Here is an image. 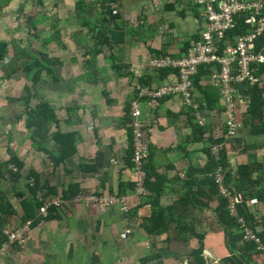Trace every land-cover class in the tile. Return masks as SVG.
Here are the masks:
<instances>
[{"label": "crops", "instance_id": "0c3cea01", "mask_svg": "<svg viewBox=\"0 0 264 264\" xmlns=\"http://www.w3.org/2000/svg\"><path fill=\"white\" fill-rule=\"evenodd\" d=\"M65 1L66 5L71 3ZM93 1L100 3V7H96L94 20H90L108 30L112 43L104 45L96 58L98 71L90 76L94 82L83 77L87 71L81 66L84 49H80L82 44L76 38L80 33L74 31L87 28L76 24L74 19L62 22L71 29L62 38L69 48L64 51L70 52L68 56L74 53L79 61L62 57L65 64L59 80L47 75L35 85L23 71L6 77L0 69V190L17 212L12 216L15 218L8 219L9 224L21 221L24 210L18 191L27 190L25 177L31 170L39 175L45 187L41 190L51 195L66 199V192L115 193L128 196V208L115 204L102 212L96 207L73 204L69 199L72 204L56 209L57 216L53 218L36 209L35 218L39 219L32 218V232L26 246L0 257V264H264V252L254 242L242 239V229L235 218L230 227L219 221L216 211L220 198L217 195L210 198L209 183L206 184L210 176V145L217 142V136L213 140L206 137L205 133H210L207 129L201 139L197 138L198 121L192 118V109L183 104L180 96L140 99L139 119L147 125L150 147L145 180L149 179L160 192L142 195L135 190L137 174L132 170L133 133L129 113L132 102L142 85L158 86L177 78L172 67L162 78L164 67H152L150 62L154 57L181 56L199 38L203 0ZM22 5L26 12L29 3ZM58 6V10L62 8V4ZM108 9L111 11L105 15ZM66 13L71 16L72 12ZM7 16L4 9L0 39L18 40L22 46L27 45L28 39L21 38L20 33L23 23H16L12 36L10 25L6 24ZM104 16L110 21L103 22ZM36 34L30 37L37 38ZM9 47L11 56L13 45L10 43ZM55 55L60 56H52ZM67 64L71 66L65 69ZM260 79L264 84L263 72ZM27 83H31L33 90L30 108L35 109L46 101L57 120L27 127L22 95ZM213 85L219 90L218 85ZM197 90L200 113L206 117L207 125L216 126L218 133L225 126L220 104L211 109ZM247 106L239 104L243 124L226 147L228 168L233 174L229 184L242 200L247 191L242 193L235 186L237 166L253 161L264 163V132L255 133L245 122ZM57 131L79 134L75 152L63 162H58L63 144L55 137ZM41 144L45 148H40ZM13 154L24 162L22 178L12 179L8 171L18 169L15 163L5 165ZM258 176L264 178V165L252 174V178ZM30 181L33 184V177ZM260 185L253 188L256 194L252 196L258 202L247 201L246 207L253 216L249 218L250 224L259 229L264 241V183ZM156 209L165 211V224L160 219L147 220ZM240 213L244 215L241 210ZM226 228L231 231L229 234ZM197 234L205 235L199 255H195L200 246Z\"/></svg>", "mask_w": 264, "mask_h": 264}, {"label": "built area", "instance_id": "2783aa9c", "mask_svg": "<svg viewBox=\"0 0 264 264\" xmlns=\"http://www.w3.org/2000/svg\"><path fill=\"white\" fill-rule=\"evenodd\" d=\"M203 27L200 37L192 42L186 53L173 57L166 55L154 57L150 64L152 67H172L177 72V78L163 83L158 89L142 87L139 95H150L153 98L173 94L180 96L187 107H192L195 118L199 124H206L207 119L200 113L199 104L196 101L198 93L194 82V76L201 65H210L212 71L207 78L219 86L220 108L223 109L225 129L221 135L225 140L235 137L242 126L239 117V104H248L249 96L240 95L241 88L254 85L260 79V73H264V43L259 51H256V42L264 34V0H203ZM247 27L242 33L230 34L228 30L238 24ZM139 102H132V133L133 155L132 170L137 174L135 190L137 194L147 195L149 190L145 186V165L150 153L147 139V125L138 119ZM221 128L215 137L219 136ZM211 133H205L210 136ZM223 143L210 145L211 153L215 160L221 159ZM13 166V165H11ZM227 169L219 164L213 174L218 184V193L227 200L230 216L235 218L242 229L243 240L254 242L256 247L264 252V241L259 235V229L255 230L250 220L240 213V194L232 190L226 184ZM36 199L41 202L40 213L49 214L50 208H66L69 204H83L87 208L96 207L100 211H107L115 204H121L128 208V196L115 193L96 194L81 192L75 195L71 202L59 195H50L46 191L38 190ZM249 202H258L256 197ZM33 220L27 219L15 227L5 228V239L0 243V256H7L11 249L24 248L30 239ZM125 234H123L124 236Z\"/></svg>", "mask_w": 264, "mask_h": 264}, {"label": "trees", "instance_id": "16d2710c", "mask_svg": "<svg viewBox=\"0 0 264 264\" xmlns=\"http://www.w3.org/2000/svg\"><path fill=\"white\" fill-rule=\"evenodd\" d=\"M75 5L77 6V11L75 12V16L73 17L74 22L78 24L81 27H86L88 30V33L84 34H77V40L80 44L83 45V55L81 56L82 58V65L85 66L87 71H86V76L83 75L87 80H90V82H94V79H91V75L96 72L97 73V56L102 52L103 46L104 45H112L110 41V35L108 34V30L105 28L101 27L98 22L91 21L89 16L85 15L86 13V6H87V0H74ZM11 2V0H0V19L4 14V9L5 7L8 6V4ZM111 10L108 9V11H105V15L109 14ZM118 14V13H117ZM116 14V15H117ZM46 18V15H42L38 19H32L30 17V21L32 20V25L34 28H38V24L43 22L44 19ZM103 22H109L110 19L107 17H103L101 19ZM52 27H55L54 24ZM247 30V27H244L242 24H238L234 28H231L230 30L227 31V33L230 34H235V33H242ZM200 37V36H199ZM64 38H62V32L59 29L54 30L53 36H47L44 38L43 41V47H46V50L39 49V50H33L30 49L27 45L22 46L20 41L18 40H13V41H7L4 39H0V69L5 73L6 77H12L13 74L19 71H23L26 74V77L29 82H32V84H37L44 76H50L52 77V80H59L60 77V70L62 69V66L65 64V57L64 56H59L55 55L52 56L51 53H49L51 50L54 49H61L65 50L68 48V45L63 41ZM89 40H91L89 42ZM13 45V53L11 56H9L10 52V47L9 44ZM91 43V45H90ZM264 43V34L260 36L259 40L256 42V51H259ZM58 49V50H59ZM69 49V48H68ZM163 52V51H161ZM164 53V52H163ZM164 55V54H163ZM9 56V57H8ZM75 55H71L70 58L72 57L73 59L76 60V62L79 61V57L75 58ZM64 57V58H62ZM68 56V59L71 60ZM64 59V60H63ZM97 70V71H96ZM173 69L170 67H164L161 69V76L162 78L165 77L170 71ZM212 71V68L210 65H201L199 68L198 73L194 76V82L197 87L201 91V93L204 96V99L206 103L209 105L211 109L218 107L219 102H220V96H219V90L217 86H214L211 82L203 84V80H207V78L210 76V73ZM163 84V83H162ZM161 84V85H162ZM161 85L158 86H152V85H142L138 89V96L135 98L138 102H140L141 98H148V99H159L161 97L173 95V94H164V95H159L155 98H153L150 95H139L140 90L142 87H149V88H154L158 89ZM36 87V86H35ZM25 88V94H23V100L26 103V112H27V127L30 128L32 125H44L47 123H50L52 120H57L56 115L54 113V110L50 107L49 103L46 101L41 102L35 109L30 108L31 106L29 105L30 98L32 93V87L31 83H27ZM36 94V90L35 93ZM248 95L249 96V103L247 106V110L245 113V122L249 124L252 127V130L255 133H262L264 132V84L259 82L254 85L247 86L245 88L244 86L241 88V93L240 95ZM139 104V110H140V103ZM184 104V103H183ZM185 105V104H184ZM186 106V105H185ZM190 108V107H189ZM192 112V118H195V113L196 111L193 110L191 107ZM130 110V109H129ZM190 111V110H189ZM223 113V109L220 110ZM131 112V113H130ZM131 114V120H132V105H131V111H129ZM224 115V113H223ZM139 119V115H138ZM218 120V119H217ZM198 123V122H197ZM196 126V131L195 134L197 135V138H202L203 133L209 129L210 131V139L213 140L215 138V128L216 126L214 124L212 125H200L195 124ZM218 129V126H217ZM240 130V129H239ZM238 130V132H239ZM225 129H221L219 136H217V142L216 143H223V148L221 151V159L215 160L214 157H212L211 153V148L209 150L210 153V166H209V172L210 176L206 181V184L209 186V194L210 198L213 196H218L220 198V205L216 211V213L219 216V221H222L224 225L227 226H232L235 221V219L230 216L228 212V207H227V200L223 198L221 195L218 193V184L217 181L214 177V174H212L215 170V168L221 164L227 169L226 173V184L230 188L231 185L229 182L231 181V176L233 175L231 171L228 168V157H227V145H231L233 138L227 139L228 141L225 140V136L221 135L222 132H224ZM79 134L75 131L72 132H55V137L56 139L59 140L61 145L63 144V149L61 152V156L58 158V162H63L65 158L68 156L72 155L75 152L76 149V139ZM64 137V138H62ZM216 140V139H215ZM215 142H212L213 144ZM45 148L41 144L40 148ZM229 148V147H228ZM55 161H57L55 159ZM15 163L18 169H10L8 170L10 174L12 175V179H18L22 178V173H21V168L24 166V162L20 160L19 158L15 157L13 154L10 158V161L6 162L5 165L9 166V163ZM264 165V163L253 161L250 163H244L240 164L237 166V170L234 174V177L237 179L236 187L244 193L246 190L247 192L243 194V202L239 203V208L241 212L245 215L247 219L250 217L252 218L253 216L249 212L248 208L246 207V202H249V199L252 198L256 193L253 191V188L256 185H260L261 183H264V178L261 180V176H258L257 178H252V174L255 170L261 169V167ZM146 167V165H145ZM29 174L26 175L27 179V186H26V191H18V194L21 196V205L24 210L23 215L20 218V223H23L27 219H32L38 220L39 218L36 217V209H40L41 202H39L36 199V193L38 192L39 189L45 190L43 185L40 183L39 175L35 173V171L31 170L28 172ZM212 174V175H211ZM2 176V174H0ZM34 179V182L30 181V178ZM145 186L149 192L152 194L158 195L160 192V189H158L153 183L145 180ZM236 188V189H237ZM234 190V189H233ZM262 190V189H260ZM26 193H29V195L25 196ZM48 193V191H47ZM51 195V192L49 193ZM78 192L76 193H70L67 194L65 193L64 197L69 200L72 199L75 195H77ZM30 196V197H29ZM156 213L154 212L147 220L151 221L153 219H160L162 224L164 223V215L165 211H162L160 209H156ZM57 210L52 207L49 210V214L47 218H53L56 217ZM104 212V211H102ZM15 207L13 204L10 202L8 199L7 195L0 190V216H1V221L3 223L0 224V243L5 239V228L9 225V218H15L12 217L14 214H16ZM7 225H6V224ZM5 225V226H4ZM156 225V224H155ZM159 226V225H158ZM156 227V226H154ZM150 229V228H149ZM226 233L229 234L231 231L226 228L225 229ZM199 240H200V246L199 248L195 251V255H199L202 250H203V240H204V234H197ZM11 249L10 251H12ZM2 257V256H0Z\"/></svg>", "mask_w": 264, "mask_h": 264}, {"label": "rangeland", "instance_id": "374dc122", "mask_svg": "<svg viewBox=\"0 0 264 264\" xmlns=\"http://www.w3.org/2000/svg\"><path fill=\"white\" fill-rule=\"evenodd\" d=\"M62 1L63 2H61V0H11L8 7L7 8L5 7L6 14L8 15L6 17L7 19L6 24L8 26L10 25L9 26L10 31L8 29L7 31H9L10 34L14 36L15 33L13 32L16 29V23L17 24L23 23L24 29L20 33L23 34L21 38L23 39L27 38L29 40V41L27 40V46L33 50H39V49L46 50V47L42 46L44 38H46L48 35L53 36L55 29H59L62 32L63 36H66L69 33V31H71V29L67 28L66 24L64 25L62 24V22L66 19H69V20L73 19V17L75 16V12L77 11V6L75 5V1L73 0H70L71 3H68L67 5L65 4L66 2L65 0H62ZM27 2L29 3V6H28V10L25 12V10L22 8L23 6L22 3L26 5ZM58 4L59 5L62 4L61 6L62 8L59 9L61 10V12H59L58 10L59 8ZM92 5H94L95 7ZM96 7H100V3L95 2L94 4L93 0H87L85 15L89 16L90 19L94 20V17L96 15ZM67 11L72 12L71 16H69V14L66 13ZM44 14H46L47 17L44 19L43 23H39L38 28H34V27L32 28V23H31L32 20L30 21V17H32V19H38ZM19 20L21 22H19ZM56 21H59V22L57 24H54ZM53 24L55 27H52ZM69 24H71V22H69ZM64 29H67V30H64ZM74 31L75 32L78 31L77 33H80V34L88 33V30L84 28L74 29ZM34 33H37L36 34L37 38L30 37ZM81 48H83V45H80V49ZM58 49L51 50L49 53H51L52 55L59 54L60 56H64L67 59L68 54H70V52L68 53V52H65L64 50H61V49L58 50ZM71 51H75V50L71 49ZM69 63L70 61L68 62V64ZM68 64L65 69H68L67 67L71 66ZM25 93L26 92L24 91L22 95ZM18 225H19V222L11 223L6 228L15 227Z\"/></svg>", "mask_w": 264, "mask_h": 264}, {"label": "clouds", "instance_id": "9594fccd", "mask_svg": "<svg viewBox=\"0 0 264 264\" xmlns=\"http://www.w3.org/2000/svg\"><path fill=\"white\" fill-rule=\"evenodd\" d=\"M11 165H13V164H11ZM11 165H10V167H12V168H13V166H11Z\"/></svg>", "mask_w": 264, "mask_h": 264}]
</instances>
